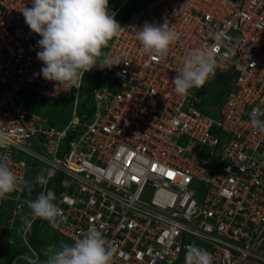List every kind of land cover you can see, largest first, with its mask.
I'll use <instances>...</instances> for the list:
<instances>
[{
  "label": "built area",
  "instance_id": "1",
  "mask_svg": "<svg viewBox=\"0 0 264 264\" xmlns=\"http://www.w3.org/2000/svg\"><path fill=\"white\" fill-rule=\"evenodd\" d=\"M31 6L0 0V154L26 181L50 175L36 195L55 192L64 219L26 212L25 188L0 199L26 249L10 264L42 261L30 234L44 223L69 245L100 228L117 248L112 264H185L191 244L213 264H264V134L250 122L264 112V0H109L123 31L106 50L122 62L79 87L43 78L41 37L20 11ZM166 21L181 39L166 58L142 54L136 32ZM217 32L230 39L217 45ZM197 48L215 49L217 97L175 91ZM53 99L66 100L62 116L35 105Z\"/></svg>",
  "mask_w": 264,
  "mask_h": 264
},
{
  "label": "clouds",
  "instance_id": "2",
  "mask_svg": "<svg viewBox=\"0 0 264 264\" xmlns=\"http://www.w3.org/2000/svg\"><path fill=\"white\" fill-rule=\"evenodd\" d=\"M31 7L20 11L30 30L38 34L40 51L37 58L43 62L40 69L44 79L59 84L79 87L85 73L93 68H111L122 62L120 56L107 51L109 42L119 39L123 27L109 10V0H31ZM142 54L153 59H163L170 48L181 39V34L166 21L163 24L145 23L136 32ZM217 45L230 38L222 32L213 36ZM215 49H194L183 60L182 67L172 79L177 94L185 95L193 88H201L216 75ZM264 112L256 109L250 113L252 127L264 134ZM6 142L0 132V145ZM11 157L0 154V199L22 188L32 191L35 184L46 186L50 175L42 171L30 184L18 176L10 167ZM56 194L52 190L41 191L35 200L27 201L34 218L50 223L64 219L62 210L54 203ZM117 252L114 244L104 236L102 230L90 226L74 244L61 242L60 247L48 246L41 264H112ZM36 264V261H30ZM185 264H213V255L208 250L191 244L185 252Z\"/></svg>",
  "mask_w": 264,
  "mask_h": 264
},
{
  "label": "trees",
  "instance_id": "3",
  "mask_svg": "<svg viewBox=\"0 0 264 264\" xmlns=\"http://www.w3.org/2000/svg\"><path fill=\"white\" fill-rule=\"evenodd\" d=\"M220 82L223 83V80H219ZM223 93V91L219 94L221 95ZM59 103H66V100H62V101H59ZM65 109L60 112V115L59 116H62L63 114H65ZM55 120V119H54ZM55 123L59 124V120H55L54 121ZM35 172H33L30 176V178L27 180L30 184H34L35 182V177L39 174H34ZM41 189V186L38 185V184H35V186L33 187L32 191L29 192L27 188H25V192L27 194L30 195L31 199L32 200H35L37 198V193L40 191ZM31 209L29 207L26 208V212H30ZM8 213L7 211H5V209L3 211H1L0 213V240H3V242L5 244H7L9 247H6L5 249L1 250L0 252H3L6 250V254L7 256H9V262L8 264H10V260L16 255L18 254L19 252H25L26 249L20 244V238H19V230L17 227H14V228H10L8 226V223L6 221V217H8ZM5 217V218H4ZM40 228L42 229L40 231ZM43 228L42 226H40L39 228H34L32 231H31V234H30V241L31 243L39 250L41 256H42V261H44L45 259V255H44V251L45 249L49 246L48 243L46 241H44V237L46 236L43 235ZM57 238V239H60V236L59 234H56L54 232V239ZM41 261V262H42ZM41 262H38L37 264H41ZM1 264H7L5 261L3 262V260H1ZM18 264H28L24 261H19Z\"/></svg>",
  "mask_w": 264,
  "mask_h": 264
},
{
  "label": "rangeland",
  "instance_id": "4",
  "mask_svg": "<svg viewBox=\"0 0 264 264\" xmlns=\"http://www.w3.org/2000/svg\"><path fill=\"white\" fill-rule=\"evenodd\" d=\"M224 85L222 82L219 81V79L217 77H214L213 79H210L208 80L204 86H202L201 88H203V94H213V97H217L219 96V94L223 91V88ZM200 88V90H201ZM199 90V89H198ZM199 90V91H200ZM31 103H35L33 100ZM35 105L37 106H44V110L51 114L53 112L55 113H58L62 110V108L64 109H67V106L63 107L61 103H59L58 100L56 99H53V100H50L49 102H37L35 103ZM42 228L44 229L43 230V235L46 234V236L44 237V241H46L48 243V245H55L57 248L60 247V244L61 242H64V243H68L65 239L61 238L60 239H57L55 238L54 239V231L52 229H50L45 223L42 225ZM42 229L40 228V231ZM1 231V230H0ZM6 247H9L7 244H5L3 242V240H0V251L5 249ZM5 251L3 252H0V264H1V260H3V262L5 261L7 264H8V260H9V256H7V254L5 253Z\"/></svg>",
  "mask_w": 264,
  "mask_h": 264
}]
</instances>
